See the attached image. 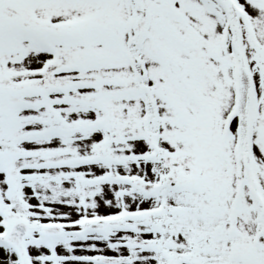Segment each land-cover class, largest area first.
<instances>
[{"label":"snow or ice","instance_id":"snow-or-ice-1","mask_svg":"<svg viewBox=\"0 0 264 264\" xmlns=\"http://www.w3.org/2000/svg\"><path fill=\"white\" fill-rule=\"evenodd\" d=\"M0 264H264V0H0Z\"/></svg>","mask_w":264,"mask_h":264}]
</instances>
